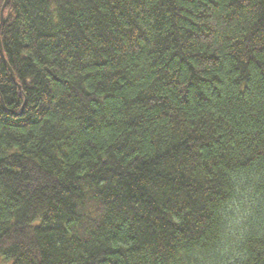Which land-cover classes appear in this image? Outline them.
I'll use <instances>...</instances> for the list:
<instances>
[{
    "label": "trees",
    "instance_id": "1",
    "mask_svg": "<svg viewBox=\"0 0 264 264\" xmlns=\"http://www.w3.org/2000/svg\"><path fill=\"white\" fill-rule=\"evenodd\" d=\"M5 1L0 255L264 264V0Z\"/></svg>",
    "mask_w": 264,
    "mask_h": 264
},
{
    "label": "water",
    "instance_id": "2",
    "mask_svg": "<svg viewBox=\"0 0 264 264\" xmlns=\"http://www.w3.org/2000/svg\"><path fill=\"white\" fill-rule=\"evenodd\" d=\"M9 3H10V0H6V1L4 2V5H3L2 9H1V23H2L3 20H4V11H5V9H6V7H7V5H8ZM0 46H1V53H2V56H4V51H3V48H2L1 39H0ZM8 67H9L11 73H12L13 78H15V73H14V71L12 70V68H11L9 65H8ZM1 103L4 105L3 100H1Z\"/></svg>",
    "mask_w": 264,
    "mask_h": 264
},
{
    "label": "rangeland",
    "instance_id": "3",
    "mask_svg": "<svg viewBox=\"0 0 264 264\" xmlns=\"http://www.w3.org/2000/svg\"><path fill=\"white\" fill-rule=\"evenodd\" d=\"M13 260L6 258L4 255H0V264H12Z\"/></svg>",
    "mask_w": 264,
    "mask_h": 264
}]
</instances>
